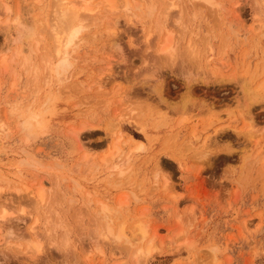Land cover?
Here are the masks:
<instances>
[{
    "label": "rangeland",
    "instance_id": "rangeland-1",
    "mask_svg": "<svg viewBox=\"0 0 264 264\" xmlns=\"http://www.w3.org/2000/svg\"><path fill=\"white\" fill-rule=\"evenodd\" d=\"M82 2L0 0V264H264V0Z\"/></svg>",
    "mask_w": 264,
    "mask_h": 264
},
{
    "label": "bare ground",
    "instance_id": "bare-ground-1",
    "mask_svg": "<svg viewBox=\"0 0 264 264\" xmlns=\"http://www.w3.org/2000/svg\"><path fill=\"white\" fill-rule=\"evenodd\" d=\"M203 1H209V0H203ZM53 2L54 4L52 7L50 19H49L50 24L44 26L42 28V31L47 33L50 36V38H52V41H53L52 58L55 57L62 63V62H66V59L68 56L67 49L71 46L73 47L76 40L79 38V34L81 30L84 28L85 21L88 18V16H85V15L86 13L88 14L90 12V9H89L88 3L82 2V0H53ZM110 9H112V7ZM4 26L7 28V30L9 29L8 23L6 24L4 23ZM14 26L16 27L15 30L18 35V38L13 40L15 42L20 41L21 43L23 40L31 41L37 35V30L35 29L34 26H29V27L21 26L20 22L17 20L14 21ZM171 48L172 47L170 45L165 44L162 48L159 49V51L161 54H166L170 52ZM22 51L20 52L22 53ZM49 58L51 57L49 56L47 58L48 62L50 61ZM244 90H245V93L249 96L248 97L249 101L259 100L261 98L260 95H262V93L264 92L263 87L257 88L253 91V90H250V88L245 86ZM32 195L33 194H31V196ZM36 198L38 202L40 203L43 200L42 194L40 192L36 194ZM3 220H6V218L3 215H0V223H3L4 222ZM36 223L37 221H35L31 225L30 229L28 230V232L30 233L27 234L29 237L27 239V244H28L27 251H29L30 254H33V253L38 254L42 249L41 243H40L41 240H39V238L34 234ZM139 233L143 237L141 239H144L145 233L142 232L141 230H139ZM50 239H51V235L47 234V240H50ZM67 243H68L67 237H64L61 244L56 247L57 249L64 250L67 246ZM52 245L54 246L55 244H52ZM149 254H150L149 249H147L145 253L142 252L141 250H138L136 253V259L138 261L141 258H143L144 255H149Z\"/></svg>",
    "mask_w": 264,
    "mask_h": 264
}]
</instances>
